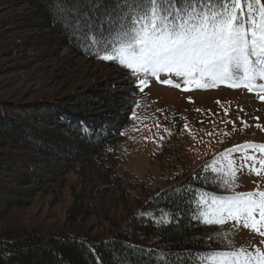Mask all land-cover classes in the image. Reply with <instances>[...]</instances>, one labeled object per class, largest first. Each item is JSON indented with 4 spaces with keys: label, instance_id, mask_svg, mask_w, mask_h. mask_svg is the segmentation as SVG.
Here are the masks:
<instances>
[{
    "label": "trees",
    "instance_id": "trees-1",
    "mask_svg": "<svg viewBox=\"0 0 264 264\" xmlns=\"http://www.w3.org/2000/svg\"><path fill=\"white\" fill-rule=\"evenodd\" d=\"M111 6V0H105L104 7ZM4 7L16 12L0 19V35L3 28L24 34L0 45V56L44 58L69 48L77 57L117 69L127 79L133 75L118 61L100 58L110 53L97 54L84 46L59 0H0V10ZM112 81L106 87L113 86ZM100 88L85 92L86 97L69 95L67 104L53 98L0 102V264H160L158 257L190 253L198 259L233 247L241 225L232 220L207 224L198 207L203 194L210 199L239 192L236 178L232 182L227 168L219 164L222 156L212 155L188 173L181 145L164 142L168 155L162 164L173 170L162 178L164 184L154 185L155 178L148 175H133L124 166L128 157L122 149L135 103L116 107L118 95ZM233 166L237 168L235 162ZM213 167L223 168L220 176L229 179L232 188L219 186L222 181L211 173ZM70 174L76 179L69 181ZM59 181L67 183L73 199L62 227L1 226L15 210L47 196ZM110 203L116 205V214L98 212ZM91 218L95 220L87 222ZM83 222L88 225L73 228Z\"/></svg>",
    "mask_w": 264,
    "mask_h": 264
},
{
    "label": "rangeland",
    "instance_id": "rangeland-1",
    "mask_svg": "<svg viewBox=\"0 0 264 264\" xmlns=\"http://www.w3.org/2000/svg\"><path fill=\"white\" fill-rule=\"evenodd\" d=\"M14 12H16L14 9L4 7L0 10V19ZM22 33L24 34V32L18 34ZM18 34L3 28L0 45L12 42ZM106 67L105 64L92 63L77 57L69 48H62L55 56L44 58L21 53L1 55L0 102L31 103L53 98L56 101L65 100L63 103L67 104L71 103L67 100L69 95L86 97L85 92L101 86V90L118 95L114 100L119 104L114 106L117 107L123 102L135 103L136 116L132 118L127 131L128 136L124 139V150L122 149L128 157L124 166L126 165L127 170L133 175L138 177L148 175L155 178L154 185L164 184L162 178L167 177L169 172L162 165L167 153L159 151L164 142L160 137L166 136L164 128L171 122L168 126L171 138L187 148L185 166L188 172L194 171L212 155L215 157L221 155L222 160L219 164L221 167L225 166L229 172L228 161L224 160L229 157L238 159L243 155L242 150H248L257 159L250 160L247 167L241 172H236L237 184L242 191H264V168L259 163L264 159V152L256 148L243 147L245 143L264 144V101L259 99V96L249 93L244 86L232 89L225 84L207 89L190 85V90L184 91L183 78H177L174 74L160 75L162 78H171L180 83L181 88L159 84L156 77H144L143 74L131 75L127 79L120 75L121 72L117 69L110 70ZM140 79L146 81L143 92L140 91L141 85L138 83ZM110 80H113V86L106 87ZM227 117L229 119L226 122ZM229 121H234V124ZM158 123L162 127H156ZM185 124L188 125L187 128L184 127ZM209 133L212 135H208ZM236 146H240L239 150ZM156 153L160 154L155 156ZM37 155L48 158L43 154ZM252 164L261 169L260 176L251 170ZM232 170H236L234 166ZM170 171V174H173V170ZM70 178L74 180L76 176L70 174L69 181ZM231 181H234L232 177ZM72 203L67 183L59 181L57 186L49 189L47 196L40 195L30 206L15 210L1 226L32 225L57 229L62 227ZM101 206L99 213L100 211L110 213L107 210L113 215L117 213L114 203H110L106 208ZM256 216L259 219V215ZM98 217L100 218V215ZM94 220L95 218H91L87 222ZM87 225L84 222L77 223L73 228H84ZM262 241L264 237L251 229L248 230L243 245L237 242L231 250L243 247L254 253L259 247L264 251ZM157 260L162 259L158 257Z\"/></svg>",
    "mask_w": 264,
    "mask_h": 264
},
{
    "label": "snow or ice",
    "instance_id": "snow-or-ice-1",
    "mask_svg": "<svg viewBox=\"0 0 264 264\" xmlns=\"http://www.w3.org/2000/svg\"><path fill=\"white\" fill-rule=\"evenodd\" d=\"M59 3L74 35L80 36L89 51L110 53L100 58L118 61L131 69L133 75L156 77L163 84L181 88L171 78L159 79L161 73L174 74L183 78L184 91H189L190 85L207 89L229 83L230 87L244 86L249 91L258 89L264 93L262 0H111L112 6L108 8L104 7L105 0H59ZM257 80L262 82L256 83ZM138 83L143 92L146 81L140 79ZM259 99L264 100V95ZM156 127L162 125L158 123ZM164 131L170 133L168 128ZM243 147L264 152V144L245 143ZM256 159L245 156L241 161L229 160L231 177L235 179L236 172L248 166V160ZM259 163L264 168V159ZM250 167L257 176L262 174L255 164ZM223 171L211 169L222 181L219 186L230 189L233 184L220 176ZM198 207L207 224L223 225L232 220L264 237L261 230L264 191L212 195L210 199L203 194ZM160 264H264V251L257 247L253 253L242 247L211 251L198 259L190 253H180L166 256Z\"/></svg>",
    "mask_w": 264,
    "mask_h": 264
},
{
    "label": "bare ground",
    "instance_id": "bare-ground-1",
    "mask_svg": "<svg viewBox=\"0 0 264 264\" xmlns=\"http://www.w3.org/2000/svg\"><path fill=\"white\" fill-rule=\"evenodd\" d=\"M39 144V143H38Z\"/></svg>",
    "mask_w": 264,
    "mask_h": 264
}]
</instances>
